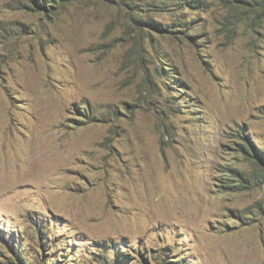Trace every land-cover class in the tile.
<instances>
[{
	"label": "rangeland",
	"instance_id": "374dc122",
	"mask_svg": "<svg viewBox=\"0 0 264 264\" xmlns=\"http://www.w3.org/2000/svg\"><path fill=\"white\" fill-rule=\"evenodd\" d=\"M0 264H264V0H0Z\"/></svg>",
	"mask_w": 264,
	"mask_h": 264
}]
</instances>
